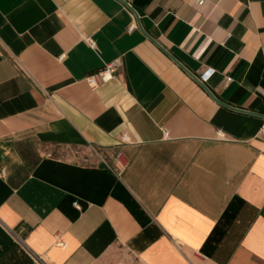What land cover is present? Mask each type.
<instances>
[{
	"label": "crops",
	"instance_id": "1",
	"mask_svg": "<svg viewBox=\"0 0 264 264\" xmlns=\"http://www.w3.org/2000/svg\"><path fill=\"white\" fill-rule=\"evenodd\" d=\"M134 8L0 0V264H264V0Z\"/></svg>",
	"mask_w": 264,
	"mask_h": 264
},
{
	"label": "built area",
	"instance_id": "2",
	"mask_svg": "<svg viewBox=\"0 0 264 264\" xmlns=\"http://www.w3.org/2000/svg\"><path fill=\"white\" fill-rule=\"evenodd\" d=\"M205 0H197L198 5H203ZM132 31V28L129 29ZM121 63L119 61L107 64L102 70L89 76L86 81L92 89L98 88L100 85L118 78L120 72ZM214 70H207L203 76L199 77L203 82H207L214 74ZM233 81L232 77H226L223 81V86H228ZM127 138L125 135L122 136V140L125 141ZM130 165L129 160L123 155L122 152L118 151L115 153L110 169L114 172L117 177H121Z\"/></svg>",
	"mask_w": 264,
	"mask_h": 264
},
{
	"label": "water",
	"instance_id": "3",
	"mask_svg": "<svg viewBox=\"0 0 264 264\" xmlns=\"http://www.w3.org/2000/svg\"><path fill=\"white\" fill-rule=\"evenodd\" d=\"M124 3H125V5H127L134 13H136V15H138L137 14V12H136V10H135V8L134 7H136V8H139V9H142V8H144V7H146V6H148L151 2H153V0H133L132 1V4H130V3H128V2H126V1H124V0H122ZM171 55V54H170ZM173 57V56H172ZM191 73V72H190ZM192 74V76H194V78L195 79H197V81L206 89V90H208L212 95H213V93H212V91L207 87V85L205 84V82H203L198 76H196L195 74H193V73H191ZM214 96V95H213Z\"/></svg>",
	"mask_w": 264,
	"mask_h": 264
}]
</instances>
